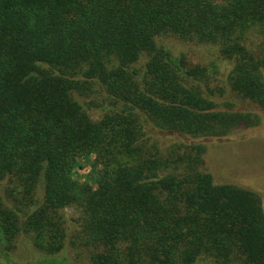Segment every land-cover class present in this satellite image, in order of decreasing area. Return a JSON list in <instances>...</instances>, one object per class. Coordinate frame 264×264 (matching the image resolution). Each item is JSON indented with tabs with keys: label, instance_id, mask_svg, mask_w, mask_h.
I'll list each match as a JSON object with an SVG mask.
<instances>
[{
	"label": "trees",
	"instance_id": "obj_1",
	"mask_svg": "<svg viewBox=\"0 0 264 264\" xmlns=\"http://www.w3.org/2000/svg\"><path fill=\"white\" fill-rule=\"evenodd\" d=\"M263 117L264 0H0L1 255L264 264L262 196L204 156Z\"/></svg>",
	"mask_w": 264,
	"mask_h": 264
},
{
	"label": "rangeland",
	"instance_id": "obj_2",
	"mask_svg": "<svg viewBox=\"0 0 264 264\" xmlns=\"http://www.w3.org/2000/svg\"><path fill=\"white\" fill-rule=\"evenodd\" d=\"M165 42L173 51L185 52L198 62L207 63L212 58L207 51L212 49V46L189 45L172 38H166ZM90 112L94 118H98L92 108ZM162 136L163 138L168 137L170 140L184 138L168 134H162ZM212 140L207 146V153L204 156L206 158L205 168L213 174L215 182L244 186L259 193L264 200V117L259 126L237 131L228 138ZM217 142L219 143L216 144ZM93 157L92 155L91 160L88 159L87 162L80 163L75 175L76 179L91 182L94 177L98 176V167L95 168L92 164V162L94 163ZM66 212L74 213L71 209H67ZM27 248L30 250L31 245L24 241L17 246L14 254L11 255L14 250L10 251V258L23 264ZM68 255L70 254L68 253ZM208 261H198L195 264H210ZM0 264H9V261L1 253Z\"/></svg>",
	"mask_w": 264,
	"mask_h": 264
}]
</instances>
